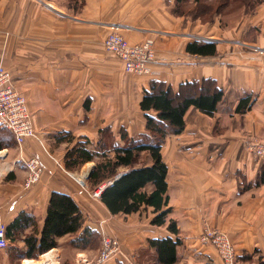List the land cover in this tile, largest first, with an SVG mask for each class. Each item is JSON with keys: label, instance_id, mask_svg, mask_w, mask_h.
<instances>
[{"label": "crops", "instance_id": "1", "mask_svg": "<svg viewBox=\"0 0 264 264\" xmlns=\"http://www.w3.org/2000/svg\"><path fill=\"white\" fill-rule=\"evenodd\" d=\"M174 2L0 0V64L24 97L36 136L18 150L9 133L13 145L0 148L1 224L7 227L26 211L40 231L49 196L58 192L78 206L82 230L98 232L105 221L106 231L136 264H145L141 251L157 264L148 240L175 239L166 229L169 220L180 240L174 264H223L213 247L198 241L204 225L228 237L236 264H264V183L255 185L264 158L249 149L254 142L264 147V2L247 11L234 0L210 21L176 15ZM113 27L131 44L153 41L151 74H126L122 63L104 50L102 42ZM191 42L213 43L216 54H189ZM205 79L223 92L215 113L208 117L190 107L182 133L166 135L161 146L170 209L166 223L151 225L148 211L111 215L92 193L113 180L94 190L88 178L102 156L114 158L127 140L145 134L139 107L144 91L152 81L176 92L181 83ZM246 96L249 107L236 113ZM78 143L98 157L66 170L64 157ZM32 157L39 159L42 174L25 189L19 159ZM141 164H151L148 153H139L137 166ZM126 170L119 167L115 179ZM29 233L31 227L7 237L0 264L39 261L48 254L53 258L44 264H85L98 255L99 246L77 248L70 244L76 236L65 235L37 259H22L18 253L25 250L23 239Z\"/></svg>", "mask_w": 264, "mask_h": 264}, {"label": "trees", "instance_id": "2", "mask_svg": "<svg viewBox=\"0 0 264 264\" xmlns=\"http://www.w3.org/2000/svg\"><path fill=\"white\" fill-rule=\"evenodd\" d=\"M175 0L173 12L178 16H187L195 20L204 16L210 21L214 14L222 13L234 0ZM238 1V0H235ZM264 0H242L245 9L252 10ZM186 51L192 55L214 56L213 43L191 42ZM223 92L213 80L181 83L174 92L165 83L152 81L145 90L140 101V110L144 113L145 134L136 141L127 140L126 146L116 149L114 158L107 155L99 161L88 178L91 188H98L102 183L111 181L99 194V201L111 215L149 212L152 216L150 224L163 226L170 209L167 208V166L162 160L161 146L168 134H181L185 127L184 115L193 107L200 113L211 117L221 101ZM250 97L240 99L236 113L243 114L249 107ZM9 132L0 128V148L10 147ZM148 153L151 164H138V155ZM98 157L96 153L85 149L83 143L76 144L64 157V167L72 171L86 162ZM127 170L117 179L118 168ZM264 183V169L259 173L255 185ZM95 190V189H94ZM83 216L76 203L68 195L52 192L49 196L46 217L39 231L34 218L26 211L21 212L7 227L6 235L16 236L31 227V233L25 235V250L18 255L22 259H37L42 254L55 248L56 239L65 235L76 236L70 241L77 248H97L100 244L99 233L93 230H82ZM167 231L170 237L149 239L148 246L155 252L157 264H174L177 260V248L180 240L174 221L169 220ZM117 264H123L116 258Z\"/></svg>", "mask_w": 264, "mask_h": 264}, {"label": "built area", "instance_id": "3", "mask_svg": "<svg viewBox=\"0 0 264 264\" xmlns=\"http://www.w3.org/2000/svg\"><path fill=\"white\" fill-rule=\"evenodd\" d=\"M102 46L106 52L118 59L126 74L149 75L150 65L155 60V48L151 39L140 43H129L117 28H111V32L104 38ZM0 128L6 129L14 140V144L20 150L27 138H35V131L31 123L24 97L16 90L11 80L10 73L0 64ZM249 149L255 157L264 158V147L253 143ZM26 177L23 183L25 189L36 184L42 174V166L37 157L19 159ZM101 189L94 191L92 196L99 197ZM105 221L98 224L100 247L98 255L92 263L107 264L120 258L123 264H133L122 251L119 241L105 229ZM199 243L213 247L223 264H236V256L233 245L222 232L204 225L198 237ZM9 240L6 235V227L0 223V252L8 248Z\"/></svg>", "mask_w": 264, "mask_h": 264}, {"label": "rangeland", "instance_id": "4", "mask_svg": "<svg viewBox=\"0 0 264 264\" xmlns=\"http://www.w3.org/2000/svg\"><path fill=\"white\" fill-rule=\"evenodd\" d=\"M237 2L240 3V2H242V0H238ZM13 146L15 147V145H13ZM3 160H4V157H0V164L3 163ZM1 168H2V166H1ZM116 239L118 240L117 237H116ZM119 245H120V242H119ZM99 247H100V244H99ZM120 247H121V245H120ZM121 249L127 255V257L129 258V260L133 264H136L137 263V262L135 263L136 260H133L132 257H131V255L129 253L125 252L122 247H121ZM138 254L140 255V259H143L145 261V264H150L151 263V261H152V255L149 252H147V251H143L142 252L141 251ZM4 258H5V255L3 253H0V261H2ZM41 260H42V258L39 261H41Z\"/></svg>", "mask_w": 264, "mask_h": 264}, {"label": "bare ground", "instance_id": "5", "mask_svg": "<svg viewBox=\"0 0 264 264\" xmlns=\"http://www.w3.org/2000/svg\"><path fill=\"white\" fill-rule=\"evenodd\" d=\"M52 258H53L52 255L48 254L45 257H43L41 261L37 262V261H33V260H26L23 262V264H44L46 259H52Z\"/></svg>", "mask_w": 264, "mask_h": 264}]
</instances>
